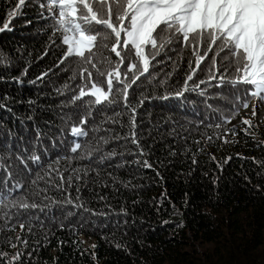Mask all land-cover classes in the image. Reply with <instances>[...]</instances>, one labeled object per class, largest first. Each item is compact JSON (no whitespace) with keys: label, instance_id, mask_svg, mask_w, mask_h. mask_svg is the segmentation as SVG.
I'll use <instances>...</instances> for the list:
<instances>
[{"label":"trees","instance_id":"16d2710c","mask_svg":"<svg viewBox=\"0 0 264 264\" xmlns=\"http://www.w3.org/2000/svg\"><path fill=\"white\" fill-rule=\"evenodd\" d=\"M17 3L0 0V27L9 25L0 32V185L13 189L0 195V264H264V140L254 128L230 131L243 101L206 70L185 91L194 48L166 45L171 59L150 60L161 63L125 100L132 54L116 57L108 40L90 64L60 63L63 32L44 0ZM204 54L201 69L213 56ZM117 64L123 83L113 77L111 103L87 94L72 103L89 83L85 69L107 90ZM200 80L209 82L192 91Z\"/></svg>","mask_w":264,"mask_h":264},{"label":"snow or ice","instance_id":"6c2138e0","mask_svg":"<svg viewBox=\"0 0 264 264\" xmlns=\"http://www.w3.org/2000/svg\"><path fill=\"white\" fill-rule=\"evenodd\" d=\"M25 3L26 0H18L16 9ZM46 5L50 13L48 18L53 19L57 25L54 31L63 32L62 45L65 46L66 56L62 57L60 63L75 56L90 64L92 57L96 55L93 49L99 51L100 47L106 46L104 42L108 40L113 41L110 50L116 57L123 59L122 51H126L136 58L135 63H131V57L129 58L131 68L136 72L133 73L131 85H125V100L128 88L141 81V77L147 79L152 76L150 66L155 68L161 63L156 61L150 65V60L155 61L161 52H165L166 59H171L166 52L176 49L166 50L165 46L171 45L175 40L182 47L192 46L195 50V64H188L190 72L183 85L185 91L188 90L187 81L193 80L197 71L206 70L209 81H217L212 86L224 88L227 85L234 99L243 101V109L251 106V115L257 114V107L250 104V98L264 102V0H44L40 7L45 8ZM9 15H14V12ZM8 28L6 23L0 27V32ZM201 47L204 52L199 50ZM205 52H211L213 56L204 65V69H201V63L207 59ZM218 52L225 53L220 57L219 67L216 60ZM138 64L142 67H138ZM221 68L224 69V75L217 80L216 73ZM229 71L233 74L230 77L227 76ZM84 73L89 83L77 86L80 90L73 97L72 103L75 104L86 94L94 97L97 105L102 101L111 103L109 93L113 91V77L116 83H123L120 65H116V71L107 73V90L92 81L90 71L85 69ZM99 74L105 75L103 72ZM123 75L127 76V72ZM72 78H76L75 70ZM209 81L200 80L191 90L196 91L199 84ZM85 88H90L91 91L86 93ZM177 95L183 93L178 92ZM200 95L205 96V92L201 91ZM217 96L227 100L223 93H218ZM89 116L90 112L81 116L84 124L88 123ZM132 122L135 123L134 120ZM242 123L251 126L248 118H244ZM230 131L235 132V128ZM244 131L247 133L248 129ZM87 134L81 127L71 129L73 137H86ZM80 148L81 143L77 141L70 151L75 153ZM31 159L38 162L40 157L33 156ZM21 163L27 170L26 162L21 160ZM8 178H11V173H8ZM12 190L7 188V181L0 185V195Z\"/></svg>","mask_w":264,"mask_h":264},{"label":"rangeland","instance_id":"374dc122","mask_svg":"<svg viewBox=\"0 0 264 264\" xmlns=\"http://www.w3.org/2000/svg\"><path fill=\"white\" fill-rule=\"evenodd\" d=\"M251 105H256L257 114L255 116L251 115L252 108L251 106L248 109H243L237 113L236 118L231 124L234 128L238 129V131L243 132L244 134L250 135L249 130L254 128L258 134H262V140H264V104L258 103L257 101H252ZM244 118H248L251 121V126L244 125L242 120ZM248 129L246 133L244 130ZM85 244L87 247L91 246V242L85 240Z\"/></svg>","mask_w":264,"mask_h":264}]
</instances>
